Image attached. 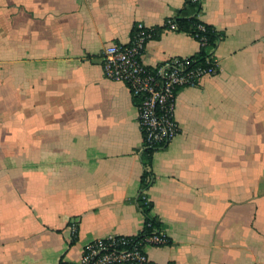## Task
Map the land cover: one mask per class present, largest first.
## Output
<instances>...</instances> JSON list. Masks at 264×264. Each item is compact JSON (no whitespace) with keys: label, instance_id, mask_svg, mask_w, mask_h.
<instances>
[{"label":"crops","instance_id":"obj_1","mask_svg":"<svg viewBox=\"0 0 264 264\" xmlns=\"http://www.w3.org/2000/svg\"><path fill=\"white\" fill-rule=\"evenodd\" d=\"M186 1L0 0V264H79L141 233L144 188L169 236L150 264H264V0H200L219 68L178 91L181 132L151 162L130 91L103 73L138 23L158 31L148 66L197 56L165 25Z\"/></svg>","mask_w":264,"mask_h":264},{"label":"built area","instance_id":"obj_2","mask_svg":"<svg viewBox=\"0 0 264 264\" xmlns=\"http://www.w3.org/2000/svg\"><path fill=\"white\" fill-rule=\"evenodd\" d=\"M199 2L200 0H193ZM166 27L180 31L177 20L169 19ZM207 30L204 22L198 25L194 35L200 49L209 43L203 35ZM157 29L143 23L135 25L128 44H111L103 52L105 78L124 83L130 91L138 110V122L143 135V150L168 146L181 132L176 119V97L180 89L197 86L206 76H214L219 68L216 49L221 36L204 62L193 57H171L164 62L148 66L143 61L148 42L157 36ZM201 34V35H200ZM147 167L145 183L154 176ZM141 197L149 202L144 188ZM146 221V218H145ZM76 227L74 232H76ZM169 243L163 226L155 228L150 235H111L87 243L79 264H150V247H162Z\"/></svg>","mask_w":264,"mask_h":264},{"label":"trees","instance_id":"obj_3","mask_svg":"<svg viewBox=\"0 0 264 264\" xmlns=\"http://www.w3.org/2000/svg\"><path fill=\"white\" fill-rule=\"evenodd\" d=\"M201 2H194L193 0H187L183 12L187 13L188 16L177 19L179 30L189 33L192 36L198 34V25L202 21L198 18L199 12H201ZM206 32L203 35L208 36L209 43L206 47L201 48L198 55L196 56L200 62H204L206 56L209 54L211 49L215 46L214 42L216 38L220 36L211 26L206 24ZM201 35V34H200ZM155 149H148L144 153V158L147 162H151ZM139 206L146 218L145 225L141 231L143 235H150L155 228L162 226L161 222L154 216H152V206L150 202H146L142 197L139 199Z\"/></svg>","mask_w":264,"mask_h":264}]
</instances>
